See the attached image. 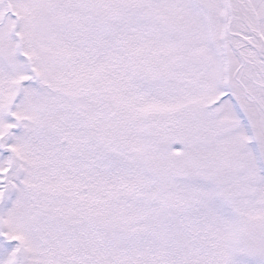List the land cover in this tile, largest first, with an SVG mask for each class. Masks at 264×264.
Masks as SVG:
<instances>
[{
	"label": "snow or ice",
	"instance_id": "snow-or-ice-1",
	"mask_svg": "<svg viewBox=\"0 0 264 264\" xmlns=\"http://www.w3.org/2000/svg\"><path fill=\"white\" fill-rule=\"evenodd\" d=\"M0 264H264V0H0Z\"/></svg>",
	"mask_w": 264,
	"mask_h": 264
}]
</instances>
